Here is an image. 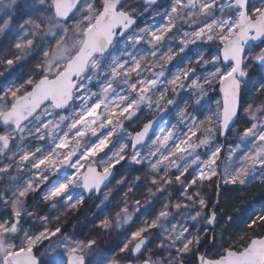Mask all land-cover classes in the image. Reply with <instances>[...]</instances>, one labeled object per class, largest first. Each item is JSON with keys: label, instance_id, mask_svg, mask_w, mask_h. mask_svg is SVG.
<instances>
[{"label": "snow or ice", "instance_id": "obj_1", "mask_svg": "<svg viewBox=\"0 0 264 264\" xmlns=\"http://www.w3.org/2000/svg\"><path fill=\"white\" fill-rule=\"evenodd\" d=\"M252 184L264 0H0V264H264Z\"/></svg>", "mask_w": 264, "mask_h": 264}, {"label": "trees", "instance_id": "obj_2", "mask_svg": "<svg viewBox=\"0 0 264 264\" xmlns=\"http://www.w3.org/2000/svg\"><path fill=\"white\" fill-rule=\"evenodd\" d=\"M46 45V43H43ZM42 59V58H41ZM240 197H244V199H240ZM210 201H214L216 199V194L213 192L209 197H207ZM240 207V212L235 213L233 206ZM261 209H264V188H260L258 184L253 185L252 187L246 189L243 192H230V191H224L220 197V217L221 221H223L225 213L228 215L235 216L234 221L231 225H224L221 223L217 227V231H219L221 228H226L227 232H235L239 228L243 226V220L247 218L246 213H250L253 211H259ZM91 209H89L88 204L86 203L85 206H83L80 210V215H70L69 216V223L67 225V228L69 231L73 229V226H75L77 231H84L87 232L88 228L91 227L89 224V227H84L83 225H80L78 223L77 225H74L75 221H72L71 218L73 216L80 217L81 214H84L85 212L90 215ZM94 217V216H93ZM227 234V233H226Z\"/></svg>", "mask_w": 264, "mask_h": 264}, {"label": "bare ground", "instance_id": "obj_3", "mask_svg": "<svg viewBox=\"0 0 264 264\" xmlns=\"http://www.w3.org/2000/svg\"><path fill=\"white\" fill-rule=\"evenodd\" d=\"M94 201L95 200H87V204H88V206H89V209H91V211H90V215H88L86 212L84 213V214H81V216L80 217H77V216H73L72 218H71V220L72 221H75L74 223H76V224H74V225H77L78 226V223L80 224V225H83V226H85V225H87V227H89V224H88V221H90V220H92L93 219V216H94V214L96 213V207H94L93 206V204H94ZM96 201H98V200H96ZM79 214V213H78ZM78 214H75V215H78ZM80 215V214H79Z\"/></svg>", "mask_w": 264, "mask_h": 264}, {"label": "rangeland", "instance_id": "obj_4", "mask_svg": "<svg viewBox=\"0 0 264 264\" xmlns=\"http://www.w3.org/2000/svg\"><path fill=\"white\" fill-rule=\"evenodd\" d=\"M42 43H46V44H47V43H48V40H47V39H43V40H42ZM74 44H75V41H74V40L68 42V46H69V47H72ZM253 185H255V184L249 185L248 188L252 187ZM248 188H247V189H248ZM213 192H214V191H213L212 189H209V190L207 191V197H209L211 194H213ZM235 192L240 193V191H235ZM92 200H95L93 206L96 205V204H99V200L96 201L97 199H96L95 197H94ZM95 211L97 212L98 209L96 208Z\"/></svg>", "mask_w": 264, "mask_h": 264}, {"label": "water", "instance_id": "obj_5", "mask_svg": "<svg viewBox=\"0 0 264 264\" xmlns=\"http://www.w3.org/2000/svg\"><path fill=\"white\" fill-rule=\"evenodd\" d=\"M257 43H259V42H257Z\"/></svg>", "mask_w": 264, "mask_h": 264}]
</instances>
